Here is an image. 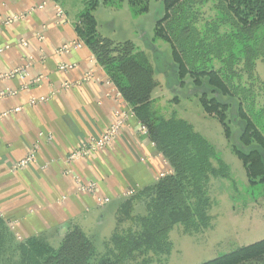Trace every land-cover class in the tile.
I'll return each mask as SVG.
<instances>
[{"label": "crops", "instance_id": "crops-1", "mask_svg": "<svg viewBox=\"0 0 264 264\" xmlns=\"http://www.w3.org/2000/svg\"><path fill=\"white\" fill-rule=\"evenodd\" d=\"M82 7V0H0V92L10 91L0 96V216L17 241L39 236L58 247L76 227L99 244L121 201L172 172L93 52L82 43L58 53L61 44L80 40L75 24ZM137 49L153 66L151 53ZM16 69L24 71L8 75ZM156 74L151 99L161 85ZM119 117L123 123L107 147L67 160ZM33 148L34 161L13 168ZM79 181L94 182L96 193L80 191Z\"/></svg>", "mask_w": 264, "mask_h": 264}, {"label": "trees", "instance_id": "trees-1", "mask_svg": "<svg viewBox=\"0 0 264 264\" xmlns=\"http://www.w3.org/2000/svg\"><path fill=\"white\" fill-rule=\"evenodd\" d=\"M82 1L84 7L79 11L75 24L79 38L93 52L121 97L131 105L135 118L145 127L147 136L167 160L172 172L118 204L115 227L108 243L103 242L105 252H97L91 238L74 227L64 235L57 248L39 236L16 241V264H150L169 254L171 242L168 233L174 224H181L186 233L210 227L208 210L212 200L209 183L212 179L227 177L228 169L222 162L218 167L211 164V159L220 160L215 156L213 147L189 123L179 118L166 119L155 109L151 92L158 85L156 69L145 52L128 40L115 43L97 32L93 12L99 3L121 8L124 0ZM185 1L163 0L164 14L155 25L154 36L170 44L171 56L177 66L178 84L183 87L188 81L196 89L204 112L220 122L232 152L242 162L248 184L263 186L264 134L253 121L252 112L238 97L232 74L236 62L242 61L247 75L253 76L256 50L248 39L254 40L255 30L264 24V0H217L222 11L226 10L234 19L230 23L234 28L219 38L220 46L214 53L211 50L213 46L197 51L202 44L200 39L189 43L192 49L188 56L180 51L183 47L174 42L179 39L174 40L168 35L167 28L173 12ZM126 2L133 15L148 9V0ZM227 13L224 12L225 22H229ZM185 30L186 25L182 32ZM214 54L221 64L217 69L212 62ZM196 63L198 66H195ZM174 101L177 102L178 98L175 97ZM231 121L239 127L236 142H231ZM140 205L143 211H136ZM7 234L15 241L0 216V254L4 251ZM263 262L264 238L200 264Z\"/></svg>", "mask_w": 264, "mask_h": 264}, {"label": "rangeland", "instance_id": "rangeland-1", "mask_svg": "<svg viewBox=\"0 0 264 264\" xmlns=\"http://www.w3.org/2000/svg\"><path fill=\"white\" fill-rule=\"evenodd\" d=\"M224 12L227 13L224 9L222 11L217 0H186L173 12L169 21L170 26L167 27L168 35L174 40L179 39L174 42L183 47L180 51L185 52V56H188L192 49L189 43L200 39L202 44L197 51L213 46L211 50L214 53L220 46L219 38L229 34L234 28L230 24L234 19L227 13L229 22H225ZM163 14V0H148L147 11L137 15L131 13L126 0L121 8L99 3L93 12L97 32L102 37L115 43L128 40L136 44V48L139 46L147 50V53H151L149 55L156 73H160L162 77L161 85L156 89L152 99L155 109L166 119L179 118L189 123L193 130L213 147L215 156L220 160L211 159V164L218 167L222 162L228 169L227 177L215 178L209 183V195L212 200L208 210L210 227L203 231L186 233L181 224H174L168 233L171 242L169 254L150 263L200 264L264 238V185L253 187L248 184L242 162L232 152L231 143L225 138L220 122L204 112L198 101L196 89L188 81L183 87L178 84V75L175 71L177 66L171 56L170 44L154 36L155 25ZM184 25L187 30L183 33ZM254 34L256 35L254 40L248 39L256 50L253 76L247 75L242 61L236 62L232 76L238 88V97L246 109L252 112L253 121L264 134V24L258 26ZM229 38L232 40L231 36ZM236 45L237 43L235 49L238 48ZM227 50L228 48L225 51ZM215 56L214 54L212 62L217 69L221 64ZM189 63L188 60L187 65ZM195 66H198V63ZM175 97L178 98L177 102L174 101ZM231 129V142H236L239 127L231 121ZM136 211H141V207L138 206ZM114 227L115 224L101 243L94 244L97 252H105L104 243H108ZM16 241L6 235L4 251L0 254V264H16L17 256L14 252ZM51 245L57 247L55 242Z\"/></svg>", "mask_w": 264, "mask_h": 264}, {"label": "built area", "instance_id": "built-area-1", "mask_svg": "<svg viewBox=\"0 0 264 264\" xmlns=\"http://www.w3.org/2000/svg\"><path fill=\"white\" fill-rule=\"evenodd\" d=\"M56 14L59 17H63L64 16V12L59 6L56 7ZM17 17L18 16H13L12 18L6 20L4 23L7 24L11 20L16 19ZM82 43H83V41L81 39L77 40V41H71V42L63 43L58 48V53H68L69 51H71L73 49H76V48H79L80 46H82ZM71 67L72 66L70 64H62V65L59 66V68L62 69V70H67V69H69ZM23 71L24 70L16 69V70H13V71L9 72L8 75L14 76L15 74L16 75L20 74ZM89 78H90L89 75H87L85 77V79H89ZM8 93H10V91H8V92H0V96L2 97L4 95H7ZM122 123H123V118L119 117L117 119L116 124H114L113 126L108 128L107 130H105L102 134H100L98 136H95V137L91 138L88 141L82 142L75 150H73L72 152H70L68 154L67 160H75V159L85 158V157H88L91 153L107 147L109 145L113 135L118 130V127ZM142 130H145L144 126H142ZM32 161H34V148L29 152V154L24 159L19 160L15 164H13V168L24 167L27 164L31 163ZM78 189L80 191L91 193V194H95L96 193L95 192L96 191V185L92 181H90V182L79 181L78 182ZM131 194H133V190H130V191L127 192V195H131ZM107 201H108V199H106V198H104V199L99 198L98 199L99 203H105Z\"/></svg>", "mask_w": 264, "mask_h": 264}]
</instances>
